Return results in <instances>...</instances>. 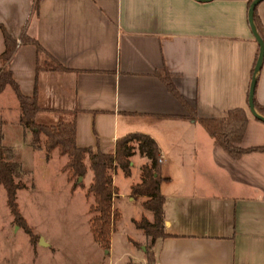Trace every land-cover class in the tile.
<instances>
[{
    "label": "crops",
    "instance_id": "0c3cea01",
    "mask_svg": "<svg viewBox=\"0 0 264 264\" xmlns=\"http://www.w3.org/2000/svg\"><path fill=\"white\" fill-rule=\"evenodd\" d=\"M250 4L251 0H0V22L8 32L18 40L24 34L37 38L66 67H50L41 56L44 67L38 69L40 55L33 43H21L10 59L21 91L37 92L41 109L36 122L54 124L61 117H74L78 145L106 152L114 151L117 139L131 132L148 133L158 142L165 177L160 185L166 197L165 228L171 235L154 238L134 221L144 214L154 219L143 206L147 196L131 195L132 185L142 180L147 157L137 152L131 157L130 175L121 167L114 173L119 189L114 207L124 196L136 204L139 217L132 221L143 235L138 241H152L153 259L143 244L136 247V264H264V151L235 158L191 117L192 110L201 117H222L244 107L249 120L240 145L264 144V120L249 106L254 77L255 98L264 106V60L255 72L260 46L249 20ZM256 11L264 26V0ZM5 47L0 29V53ZM165 75L178 93L170 89ZM21 115L18 94L7 84L0 93V133L3 144L14 147L21 161L27 186L18 189L17 200L38 238L33 241L30 236L26 252L12 253V225L0 222V264H115L108 256L112 247L105 251L94 238V195L81 186L72 188L62 168L63 156L57 149L48 156L45 147H36ZM93 175L88 167L86 185ZM57 194L67 201L83 197L84 229L96 254H60L67 245L53 237L58 226L39 223L38 214L54 208L43 198ZM123 241L126 252L132 251L131 237L125 234Z\"/></svg>",
    "mask_w": 264,
    "mask_h": 264
},
{
    "label": "trees",
    "instance_id": "16d2710c",
    "mask_svg": "<svg viewBox=\"0 0 264 264\" xmlns=\"http://www.w3.org/2000/svg\"><path fill=\"white\" fill-rule=\"evenodd\" d=\"M252 2V0H251ZM37 8V4H36ZM254 22L260 35L264 38V26L255 9ZM0 29L3 31L6 47L0 53V93L7 84H11L16 90L21 105V121L23 125L32 132V143L36 147H45L47 154L58 149L61 155L67 156L63 168L67 171L68 178L72 182V188L78 186L86 189L87 195H94L95 201L90 205L91 227L96 241L106 249H110L112 233L116 222L120 219V211L114 207V199L119 194V189L114 183V173L121 167L126 175H130L131 157L139 152L147 157L142 165V180L132 185L131 195H146L143 206L153 212L154 220H150L145 214L140 219H135L137 227L142 228L146 234L154 238L171 235L165 228V201L160 185L165 179L162 175L161 158L162 151L156 139L145 132H131L119 137L116 141L114 151L106 152L100 148L80 146L77 143V122L76 118L65 119L61 117L57 123L41 124L36 122L35 115L41 109L38 104L37 92L33 95L24 94L9 68V61L21 43H33L36 45L40 61L38 69H41V56H45L50 67L66 68L54 58L42 46L37 38L24 34L20 39L13 37L5 26L0 22ZM48 66V67H49ZM165 79L172 91L178 93L175 86L165 75ZM256 109L264 115V106L254 98ZM60 111V110H57ZM191 117L200 121L215 141L224 147L233 157L238 158L245 152L252 150L264 151V144L243 147L240 145L247 125L248 115L244 107H235L222 117H201L196 110H192ZM89 161V164L87 163ZM88 167L93 170V179L89 185L84 182ZM24 170L16 149L4 145L0 133V182L7 190L8 203L15 215L17 222L24 226L33 241L38 235L33 231L25 217L20 211L17 200V191L27 184L22 180ZM82 177V179H81ZM138 245L139 242L135 241ZM153 259V258H152ZM151 259V260H152Z\"/></svg>",
    "mask_w": 264,
    "mask_h": 264
},
{
    "label": "rangeland",
    "instance_id": "374dc122",
    "mask_svg": "<svg viewBox=\"0 0 264 264\" xmlns=\"http://www.w3.org/2000/svg\"><path fill=\"white\" fill-rule=\"evenodd\" d=\"M1 65V62H0ZM58 150V149H57ZM59 152V151H58ZM60 154V153H59ZM62 159V168L67 161L66 155ZM64 170V168H63ZM65 171V170H64ZM87 174V173H86ZM86 176V175H85ZM85 182V177H84ZM53 188H57L53 186ZM23 199V198H22ZM48 200V206H53L50 211L38 214L39 223L54 224L58 226L57 232L55 231L54 238H58L63 241L64 249H61L60 254L68 256L73 254L75 257H83L84 254H96L97 251L93 249L88 243L86 231L84 229V222L87 219V211H85L86 204L83 197H76L74 201H67L66 197L53 195V197L43 198ZM67 204H73V208H68ZM117 208L120 211V219L116 222V226L113 230V244L111 240L112 251L108 256H111L116 261L115 264H136L137 250L136 247L142 248L143 244L148 254L149 260L153 258V250L151 249V239H148L145 243L138 240L143 239L141 231L133 224L132 217H139V209L136 204L129 201L127 196H124L118 202H116ZM28 206V205H27ZM154 220V219H153ZM0 222L11 223V252L16 250L27 251L25 242L30 239L29 233L26 231L23 225L17 222L15 215L8 203L7 191L4 185L0 182ZM45 225V224H44ZM49 226V225H48ZM45 229V228H43ZM48 230V228H46ZM143 232V231H142ZM145 232V231H144ZM146 233V232H145ZM128 234L131 237V244L133 247L129 251L126 243H124V235ZM127 237V236H126ZM0 236V253L3 251V241ZM135 241H138L137 245ZM110 247V248H111ZM69 248V249H68ZM105 251L110 249L104 248ZM141 250V249H140ZM6 252V247H5ZM136 257V258H135Z\"/></svg>",
    "mask_w": 264,
    "mask_h": 264
},
{
    "label": "water",
    "instance_id": "95a60500",
    "mask_svg": "<svg viewBox=\"0 0 264 264\" xmlns=\"http://www.w3.org/2000/svg\"><path fill=\"white\" fill-rule=\"evenodd\" d=\"M262 0H252L251 4H250V8H249V20L253 29V32L255 34V37L259 43L260 46V50H259V55H258V59L256 62V66H255V72H257L258 70H260V68L262 67V63L264 60V38L259 34V32L256 29V25L254 22V13H255V9L256 6L261 2ZM255 86H256V78L254 77L252 80V84L250 87V92H249V106L250 109L252 111V113L258 117L261 120H264V115H262L255 107ZM82 179V177H81ZM41 242L44 243V240L41 238Z\"/></svg>",
    "mask_w": 264,
    "mask_h": 264
}]
</instances>
